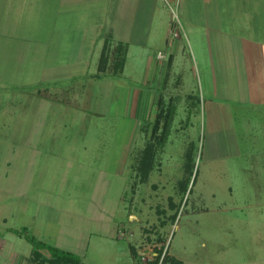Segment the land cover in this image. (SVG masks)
<instances>
[{"label":"rangeland","instance_id":"rangeland-1","mask_svg":"<svg viewBox=\"0 0 264 264\" xmlns=\"http://www.w3.org/2000/svg\"><path fill=\"white\" fill-rule=\"evenodd\" d=\"M92 11L82 10L81 27L93 19L104 22ZM7 15L0 11V22L12 19ZM176 16L175 30L182 34V12ZM5 47L0 53V264H48L33 259L30 243L8 230L22 227L86 264H264V189L248 183L247 110L235 101L236 119L226 121L219 110L221 92L209 93L200 56L192 55L183 38L170 68L168 56H150L164 51L163 44H133L122 71L110 75L109 69L101 80L77 76L93 71L97 56H64L65 69L77 75L56 85L38 80L34 58L39 56H21L22 46ZM158 96L161 107L171 103L172 113L165 124L161 118L154 134ZM36 112L47 117L48 132L74 136L65 143L77 151L88 145L97 165L80 172L73 166L63 173L61 167L27 171L23 155L10 150L24 148L30 127L25 120ZM103 161L106 174L98 172ZM26 172L32 181L25 180ZM32 193L46 204H36L39 196Z\"/></svg>","mask_w":264,"mask_h":264},{"label":"crops","instance_id":"crops-1","mask_svg":"<svg viewBox=\"0 0 264 264\" xmlns=\"http://www.w3.org/2000/svg\"><path fill=\"white\" fill-rule=\"evenodd\" d=\"M115 3L116 8L112 0H0V11L12 16L11 20L4 17L6 20L3 18L0 22V53L11 44L24 47L21 56H39L34 58L37 59L38 80L56 85L59 79L77 73L65 69L64 56L80 57L81 52H87L86 59L90 55L97 56L93 71L76 75L89 81L101 80L108 77V67L97 77L98 60L104 50L108 55V47L111 50L118 43L123 45L126 61L133 44L143 48L156 45V42L163 44L164 51L156 49L150 56L156 54V59L168 56L170 68L173 56L179 54L178 42L183 38L192 55L200 56L209 93L216 97L221 92L219 110L226 121L236 119L238 106H234L235 101L247 110L248 183L251 188L264 189V0H116ZM91 8L100 13L104 22L93 19L88 26L81 27L82 10L84 13ZM176 12H182L184 18L182 34L175 30L173 13ZM82 45H86L84 49ZM48 56L53 57L49 59ZM22 74L26 77L33 72ZM153 103L152 122L161 106L160 96L154 97ZM168 105L171 109V103ZM46 118L39 112L29 114L25 120L30 127L25 133L24 148L10 150L15 156L23 155L27 171L31 169L30 173L40 171L42 174L50 167H61L63 173L73 166L80 172L87 166L97 165L89 159L92 152L88 145H82L77 151L74 144L65 143L74 136L59 138L57 133L48 132ZM107 156L105 153L102 158ZM102 163L98 172L106 174L108 162ZM28 174L25 173L26 181L31 180ZM26 188L30 190L31 183ZM32 194L39 196L36 204L45 203L40 199L41 194ZM101 216L107 221V213L105 216L103 211ZM53 245L59 247L57 242Z\"/></svg>","mask_w":264,"mask_h":264},{"label":"trees","instance_id":"trees-1","mask_svg":"<svg viewBox=\"0 0 264 264\" xmlns=\"http://www.w3.org/2000/svg\"><path fill=\"white\" fill-rule=\"evenodd\" d=\"M124 47L120 43L115 45L111 50L108 47V55L105 52H102L101 56L98 60V67H97V77H100L103 72L106 71L107 67L108 70H111L112 75H116L121 72L124 63H125V51L123 50ZM110 51V52H109ZM112 57V58H111ZM172 113V109H168V107H159L157 111V115L155 121L152 122L150 133H156L157 127L161 118L164 120L165 124L170 115ZM8 230L14 232L15 234L22 236L26 239L27 242L31 245V255L33 259H42L45 260L48 264H86L82 261L81 257L74 252L64 250L60 247H57L53 244L44 242L40 239H37L29 232L25 227L20 229H13L9 228ZM42 251L47 252V256L43 257Z\"/></svg>","mask_w":264,"mask_h":264},{"label":"built area","instance_id":"built-area-1","mask_svg":"<svg viewBox=\"0 0 264 264\" xmlns=\"http://www.w3.org/2000/svg\"><path fill=\"white\" fill-rule=\"evenodd\" d=\"M173 15H174V21H173V22L175 23L174 25H178V24H177V16H176V14L173 13ZM175 34H176V33H174V35H175Z\"/></svg>","mask_w":264,"mask_h":264}]
</instances>
